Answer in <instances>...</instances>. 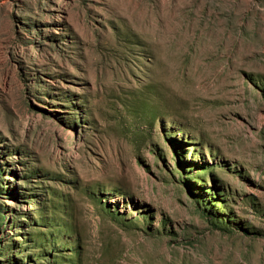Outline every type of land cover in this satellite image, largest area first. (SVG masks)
<instances>
[{
    "label": "rangeland",
    "instance_id": "1",
    "mask_svg": "<svg viewBox=\"0 0 264 264\" xmlns=\"http://www.w3.org/2000/svg\"><path fill=\"white\" fill-rule=\"evenodd\" d=\"M0 264H264V0H0Z\"/></svg>",
    "mask_w": 264,
    "mask_h": 264
}]
</instances>
